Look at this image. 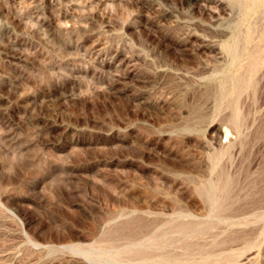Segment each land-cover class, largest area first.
Returning <instances> with one entry per match:
<instances>
[{"label": "rangeland", "instance_id": "obj_1", "mask_svg": "<svg viewBox=\"0 0 264 264\" xmlns=\"http://www.w3.org/2000/svg\"><path fill=\"white\" fill-rule=\"evenodd\" d=\"M0 264H264V0H0Z\"/></svg>", "mask_w": 264, "mask_h": 264}, {"label": "bare ground", "instance_id": "obj_2", "mask_svg": "<svg viewBox=\"0 0 264 264\" xmlns=\"http://www.w3.org/2000/svg\"><path fill=\"white\" fill-rule=\"evenodd\" d=\"M195 1H197V0H195ZM196 4H197V3H196ZM255 6H256V5H255ZM227 48H229V47H227ZM232 48H233V47H232ZM233 49H234V48H233ZM233 49H232V51L234 52L235 49H234V50H233Z\"/></svg>", "mask_w": 264, "mask_h": 264}]
</instances>
